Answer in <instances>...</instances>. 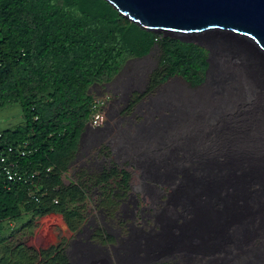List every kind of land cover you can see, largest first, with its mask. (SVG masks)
I'll list each match as a JSON object with an SVG mask.
<instances>
[{
  "label": "trees",
  "instance_id": "1",
  "mask_svg": "<svg viewBox=\"0 0 264 264\" xmlns=\"http://www.w3.org/2000/svg\"><path fill=\"white\" fill-rule=\"evenodd\" d=\"M155 45L161 58L134 101L175 75L192 84L205 80L207 49L149 31L107 0H0V113L21 116L0 127V151L17 173L9 180L0 168V264H71L63 243L35 249L10 238L31 235L35 221L48 214L61 215L78 232L90 187L105 190L119 175V185L128 188L129 174L114 164L68 184L63 177L91 115V86L111 82L127 60L147 55ZM113 200L101 198L100 210L116 215ZM95 233L102 242L114 241L103 228Z\"/></svg>",
  "mask_w": 264,
  "mask_h": 264
},
{
  "label": "crops",
  "instance_id": "2",
  "mask_svg": "<svg viewBox=\"0 0 264 264\" xmlns=\"http://www.w3.org/2000/svg\"><path fill=\"white\" fill-rule=\"evenodd\" d=\"M141 58H131L130 63L127 60L115 78L105 84L104 95H110L107 120L97 128L87 123L80 139L88 130L96 147H109L116 168L136 169L143 183L156 188L159 183L170 184L168 176L180 167H229L232 142L227 115H218L213 108L214 97L201 88L206 79L192 84L175 75L147 97L128 105L130 97L143 91L148 83L150 73L139 61ZM179 159H189L190 163L185 165ZM254 196L264 194L227 187L214 192L196 188L188 192L184 206L175 210L168 204L169 197L150 214L153 224L140 231V240L135 237L138 230L129 229L124 251H140V258L146 259L169 258L171 261L164 262L175 264H264L260 261L264 256V224L260 219L264 207ZM49 215L62 218L59 214ZM169 231L173 233L172 246L167 235H162ZM150 237L154 238L152 244ZM161 245L165 247L162 253Z\"/></svg>",
  "mask_w": 264,
  "mask_h": 264
},
{
  "label": "rangeland",
  "instance_id": "3",
  "mask_svg": "<svg viewBox=\"0 0 264 264\" xmlns=\"http://www.w3.org/2000/svg\"><path fill=\"white\" fill-rule=\"evenodd\" d=\"M203 42L209 50L207 57L209 68L205 78L207 83L201 88L207 91L210 98L214 97L213 108L219 112L218 115H227L225 121L229 125L228 133L232 142L229 146V155L239 156V158L230 156L228 159L230 166L227 168L204 166L190 168L186 166L174 169V173L168 176V180H172L171 183H159L157 184L158 188L153 184L143 183L144 181L139 178L140 173L136 169H124L117 165L119 172L124 171L129 174L128 188L124 190L119 185V175L109 181L105 190L100 188L96 190V186L90 187L88 192L90 200L84 202L81 207L84 220L78 232H71L61 217L49 215L35 221L36 226L31 235H21L22 238H20L18 232L10 238L13 240L12 242L23 241L35 249H44L63 243L71 264H144L143 261H148L145 264H154L164 262L169 258L151 257L146 259L140 258V251L126 253L123 241L131 227L135 231L138 230L135 237L140 240V231L147 230L148 226L153 224L150 214L155 209L161 208L168 199L171 198L168 203L170 208L175 210L184 206L186 195L196 188L214 192L227 187L232 191L239 190V192L253 193L254 195L264 194V66L257 57L245 53L227 42L218 40H203ZM223 47L229 48V51H221ZM160 58V48L155 45L139 61L148 68L151 74L158 66ZM176 76L175 78H180L178 75ZM145 89L134 93L130 97L128 105L134 104L136 95L142 94ZM105 91V84H94L90 88L94 97L107 99L108 103L110 95H104ZM5 112L0 113V118L3 117L0 127H6L9 123L21 120L20 115H6L7 112ZM14 112L15 110L12 113ZM87 131L79 140L75 157L68 168L67 175L63 177L66 184L70 179L76 180L77 175L81 176L83 172L93 175L104 165L108 167L116 165V161L112 160L109 147L106 145L96 147V142H91ZM100 149L104 150L99 152ZM179 161L185 165L190 163L189 159H179ZM259 170H263V173ZM220 178L224 179L219 180ZM101 191L102 195H100ZM117 193L119 196L115 197L114 195ZM107 195L116 202V215L114 216L103 213L98 206L99 200L101 198L105 200ZM254 197L261 201L264 207V196ZM165 211H167L166 208ZM260 219L264 224V208H261ZM98 227L103 228L108 235L114 238V241L102 242L95 233ZM262 233H264L263 229ZM162 235H167L172 246L173 233L171 231L163 232ZM139 240L136 242L139 243ZM148 241L149 244H152L154 238L150 237ZM159 241L163 242L162 239ZM164 248L162 245L160 246L161 253ZM168 250L171 251V248ZM165 251L166 249L163 253ZM151 261L153 263H150ZM260 261L264 262V256L260 257Z\"/></svg>",
  "mask_w": 264,
  "mask_h": 264
},
{
  "label": "water",
  "instance_id": "4",
  "mask_svg": "<svg viewBox=\"0 0 264 264\" xmlns=\"http://www.w3.org/2000/svg\"><path fill=\"white\" fill-rule=\"evenodd\" d=\"M141 27L206 48L243 42L264 55V0H107Z\"/></svg>",
  "mask_w": 264,
  "mask_h": 264
},
{
  "label": "built area",
  "instance_id": "5",
  "mask_svg": "<svg viewBox=\"0 0 264 264\" xmlns=\"http://www.w3.org/2000/svg\"><path fill=\"white\" fill-rule=\"evenodd\" d=\"M106 103L107 99L103 98H96L94 97L92 100V105H91V115L89 118L88 124L93 127H101L105 124L107 117H106ZM9 152H12V148H8ZM14 162L8 157L6 151H0V168L2 169L3 172L7 175L9 180H12L17 173L13 171L15 168ZM51 169L47 168L46 172H50ZM57 202V200H55Z\"/></svg>",
  "mask_w": 264,
  "mask_h": 264
},
{
  "label": "bare ground",
  "instance_id": "6",
  "mask_svg": "<svg viewBox=\"0 0 264 264\" xmlns=\"http://www.w3.org/2000/svg\"><path fill=\"white\" fill-rule=\"evenodd\" d=\"M235 43V45H236V47H238L240 50H243V52L245 51V53L247 52L248 54H250V55H252V56H254V57H257L260 61H261V63H262V65L264 66V55L263 54H259V53H257L255 50H253V49H251V48H249L246 44H244L243 42H234ZM256 58V59H257ZM262 66V67H263Z\"/></svg>",
  "mask_w": 264,
  "mask_h": 264
},
{
  "label": "flooded vegetation",
  "instance_id": "7",
  "mask_svg": "<svg viewBox=\"0 0 264 264\" xmlns=\"http://www.w3.org/2000/svg\"><path fill=\"white\" fill-rule=\"evenodd\" d=\"M221 51H224V52L229 51V48L223 47V48L221 49ZM207 52H208V54H209V50H207Z\"/></svg>",
  "mask_w": 264,
  "mask_h": 264
}]
</instances>
